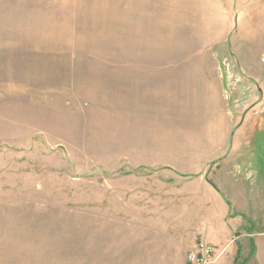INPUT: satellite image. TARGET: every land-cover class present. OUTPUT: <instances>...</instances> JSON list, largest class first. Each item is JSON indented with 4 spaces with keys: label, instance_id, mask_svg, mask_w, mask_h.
<instances>
[{
    "label": "rangeland",
    "instance_id": "rangeland-1",
    "mask_svg": "<svg viewBox=\"0 0 264 264\" xmlns=\"http://www.w3.org/2000/svg\"><path fill=\"white\" fill-rule=\"evenodd\" d=\"M263 22L264 0H0V264H186L197 197L264 173Z\"/></svg>",
    "mask_w": 264,
    "mask_h": 264
},
{
    "label": "crops",
    "instance_id": "crops-1",
    "mask_svg": "<svg viewBox=\"0 0 264 264\" xmlns=\"http://www.w3.org/2000/svg\"><path fill=\"white\" fill-rule=\"evenodd\" d=\"M262 26L264 34V22ZM243 170L248 176L242 181L230 180L229 198L213 184L215 191H220L214 207L197 197L198 207L192 213L196 218L192 236L198 239L195 245L201 240L213 245L218 254L217 264H264V173L254 174L252 168ZM185 234L182 240H190L188 232ZM161 236L157 233L155 242L171 240L170 236Z\"/></svg>",
    "mask_w": 264,
    "mask_h": 264
},
{
    "label": "built area",
    "instance_id": "built-area-1",
    "mask_svg": "<svg viewBox=\"0 0 264 264\" xmlns=\"http://www.w3.org/2000/svg\"><path fill=\"white\" fill-rule=\"evenodd\" d=\"M217 260L215 247L201 240L188 252L186 264H216Z\"/></svg>",
    "mask_w": 264,
    "mask_h": 264
}]
</instances>
